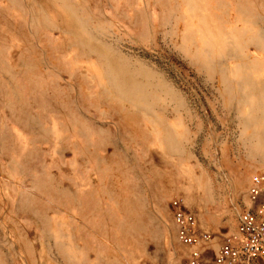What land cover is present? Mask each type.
I'll use <instances>...</instances> for the list:
<instances>
[{
  "label": "rangeland",
  "instance_id": "1",
  "mask_svg": "<svg viewBox=\"0 0 264 264\" xmlns=\"http://www.w3.org/2000/svg\"><path fill=\"white\" fill-rule=\"evenodd\" d=\"M259 171L264 0H0V264H182Z\"/></svg>",
  "mask_w": 264,
  "mask_h": 264
},
{
  "label": "built area",
  "instance_id": "2",
  "mask_svg": "<svg viewBox=\"0 0 264 264\" xmlns=\"http://www.w3.org/2000/svg\"><path fill=\"white\" fill-rule=\"evenodd\" d=\"M264 171L253 175L250 198L255 207L244 211L236 230L224 237L217 250L211 249L214 237L199 228L196 215L185 200L170 201L178 229V240L188 254L182 264H264Z\"/></svg>",
  "mask_w": 264,
  "mask_h": 264
},
{
  "label": "crops",
  "instance_id": "3",
  "mask_svg": "<svg viewBox=\"0 0 264 264\" xmlns=\"http://www.w3.org/2000/svg\"><path fill=\"white\" fill-rule=\"evenodd\" d=\"M218 249V248H217Z\"/></svg>",
  "mask_w": 264,
  "mask_h": 264
}]
</instances>
